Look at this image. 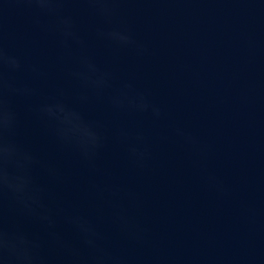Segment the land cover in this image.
Wrapping results in <instances>:
<instances>
[{
    "label": "water",
    "instance_id": "1",
    "mask_svg": "<svg viewBox=\"0 0 264 264\" xmlns=\"http://www.w3.org/2000/svg\"><path fill=\"white\" fill-rule=\"evenodd\" d=\"M117 7L108 22L68 0L64 14L73 17L85 47H64L59 34L35 24L24 0H0V35L23 65L11 78L35 90L30 98H11L16 139L58 173L53 178L40 167L33 173L49 193L54 231L83 254L65 217L84 216L128 264H264V0H121ZM121 27L142 54L96 35L98 28ZM82 54L111 74L99 93L73 75ZM125 84L158 106L160 117L113 107L111 97ZM56 100L100 126L105 139L94 168L58 145L35 111ZM129 144L147 148L144 167L131 160ZM106 186L119 188L120 198L101 197L97 189ZM119 208L143 239L119 230L113 222ZM5 226L40 239L53 264H67L45 226L13 208L5 210Z\"/></svg>",
    "mask_w": 264,
    "mask_h": 264
},
{
    "label": "clouds",
    "instance_id": "2",
    "mask_svg": "<svg viewBox=\"0 0 264 264\" xmlns=\"http://www.w3.org/2000/svg\"><path fill=\"white\" fill-rule=\"evenodd\" d=\"M35 12V24L46 32L59 34L61 45L69 47L70 42L85 47L80 38L75 22L71 15L64 14V4L68 0H24ZM77 3L88 5L95 15L111 22L118 14V4L121 0H74ZM48 18L42 23V18ZM96 35L99 39L110 41L119 47H134L138 54L144 48L132 37L127 28H112L105 30L98 28ZM81 70L73 75L85 88H91L97 93L109 86L111 74L101 71L91 59L82 54L79 57ZM20 57L8 52L0 35V264H53L52 258L43 254V244L40 239L30 237L23 230H9L5 226V210L13 208L25 218L32 219L45 226L53 243L64 255L61 260L67 264H128V260L121 254H116L103 244L104 236L96 225L81 215H69L65 220L76 231L80 243L85 250L72 247L61 239L54 231L57 225L56 213L46 202L49 193L45 186L38 184L34 178V170L42 168L48 176L57 177V169L40 160L35 153L23 147L16 139L18 127L17 113L11 105V98H30L34 89L28 85L18 84L11 78V73L22 70ZM32 72L37 73L33 66ZM81 101H87V95L80 96ZM113 107L130 111L145 112L149 109L154 118H159L161 110L158 106L150 104L143 93L132 91L131 84H125L118 94L111 97ZM35 111L49 126L58 145L73 151L84 163L95 167V160L104 145L100 126L97 123L86 121L83 115L68 108L62 100L40 104ZM176 135L184 139L185 143L194 150L198 148L195 137L177 128ZM120 136L127 141L128 133L121 131ZM138 142L143 141L137 136ZM128 153L138 167H144L149 157L147 148H140L136 144L128 145ZM212 179V178H209ZM103 196L107 192L113 200H118L121 190L115 187L97 189ZM113 222L119 230L134 240L143 239L142 230L135 225L123 208L113 213Z\"/></svg>",
    "mask_w": 264,
    "mask_h": 264
}]
</instances>
